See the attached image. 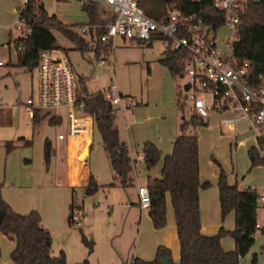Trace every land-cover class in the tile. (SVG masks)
I'll return each mask as SVG.
<instances>
[{
	"label": "rangeland",
	"instance_id": "374dc122",
	"mask_svg": "<svg viewBox=\"0 0 264 264\" xmlns=\"http://www.w3.org/2000/svg\"><path fill=\"white\" fill-rule=\"evenodd\" d=\"M41 1L49 14H55L67 26L87 24V16L79 0ZM101 10L103 16H109V8L101 5ZM17 17V9L12 12L8 3L0 0V60L3 63L0 66V106L8 105L0 109V183L10 203L5 201L22 215L37 211L41 225L51 235V255L56 256L62 251L68 264H131L133 258L150 261L156 257L158 247L167 248L171 259L175 256L178 261L176 229L171 230L169 226L170 223L174 225L170 202L166 203V225L155 229L147 211L140 208L137 193V184L145 186L147 179L143 160L138 158L143 143L153 142L161 151L159 162L149 172L152 176L164 154L171 152L172 140L179 134L182 117L188 119L193 112L192 103L183 88L185 78L172 76L168 68L159 63L167 42L156 40L150 46L146 43L133 46L118 37L112 60L99 65L91 49L82 52L61 33L53 31L57 45L66 52L75 75L83 79L88 93L93 94L116 83L122 94L123 112L119 107L114 108L115 125L119 138L138 159L135 169L138 183L134 182V186L126 189L112 186L115 174L94 126L89 154L85 161L80 162L79 168L81 173L88 169L97 184L96 190L87 194L88 178L82 187L67 186L66 149L56 139L57 132L63 128L48 125L46 119L35 123L33 130L26 125L30 118L20 103L35 91L37 77L35 70L15 66L16 53L12 41L20 35ZM74 30L80 34L79 28ZM230 36L231 31L226 26L217 30L216 41L220 50L229 52L227 42ZM8 41L11 42L10 51L3 47ZM224 116L210 113L207 124L203 125L199 119L187 130L198 137L199 179L210 184L199 190V197L207 224L218 223L213 234L220 226L227 230L234 227V212L221 219L217 189L220 169L229 183L236 182L243 189L264 191V166L251 168L247 154L252 146L258 149L254 136L247 131L246 123L240 122L234 128L221 125L219 120ZM25 131L32 144H17L8 152L4 142ZM47 141L50 142V157L45 162ZM79 147L80 142L77 141L69 150L76 153ZM258 151L262 158L264 152ZM75 161L70 156V167H75ZM71 178L76 183V170H71ZM74 211L79 215V225L71 221ZM257 222L264 224L261 207L257 208ZM80 230L93 243L91 246L83 244ZM171 233H175L173 241L169 236ZM223 240L226 249H234L232 238L224 237ZM11 250V241L0 232V264H15L10 258ZM239 264H264V235L259 230L254 233V243L239 259Z\"/></svg>",
	"mask_w": 264,
	"mask_h": 264
},
{
	"label": "trees",
	"instance_id": "16d2710c",
	"mask_svg": "<svg viewBox=\"0 0 264 264\" xmlns=\"http://www.w3.org/2000/svg\"><path fill=\"white\" fill-rule=\"evenodd\" d=\"M144 12L155 20L165 18L170 7L177 4L183 15L196 13L205 23L215 27L222 25L223 12L212 8V0H139ZM98 2L82 4V11L87 16V24L96 28L91 30L90 39L85 38L74 28L82 26H67L55 14H49L41 0H25L18 8V18L29 28V33L19 36L13 41L16 48L15 66L34 70L38 62V54L42 50L60 49L56 43L53 31H58L84 52L93 51L96 60L104 48L100 35L105 31V25L114 19L103 16ZM77 26V27H76ZM156 40H167L159 35H153L146 44L150 46ZM159 59V63L168 68L172 76H182L181 59L184 53L173 52L167 48ZM233 55L238 62L248 60L255 75H264V0H251L240 16L237 38L233 43ZM82 91L89 95L85 100V110L93 117L104 152L107 155L111 170L114 172L112 186L121 188L134 186L133 159L128 145L119 138L115 125V110L106 100L101 91L93 94L87 92L83 79L79 78ZM47 119L50 125L53 118L47 114H36L33 122ZM200 118L192 112L188 119L182 117L179 134L173 141L170 154L164 156L159 177L147 178L146 187L149 196L148 216L155 229L166 225V198L170 199L173 209L176 233L179 243V260L173 262L167 248L158 247L156 257L146 261L134 258L131 264H161L160 256L166 254L170 264H239L254 243V233L259 230L264 235V225L256 227L257 221V191L251 188H240L235 182L229 183L222 169L217 180L218 200L221 219L234 212V228L227 230L220 226L214 235L201 233L199 190L207 188L209 182H200L198 137L189 134L187 130L194 126ZM201 123L204 125L206 123ZM22 140V138H20ZM27 143V142H26ZM10 147L5 144L6 150ZM250 167L264 166V158L252 146L247 151ZM141 156L147 171L151 170L160 160L161 151L152 142L143 143ZM50 157V142H46L44 160ZM97 184L91 174L85 192L95 191ZM73 209V202L70 210ZM0 232L14 242L10 258L15 264H68L65 254L51 255L50 232L41 225L37 211L27 214L16 213L2 198L0 184ZM230 237L234 241V249L224 250L221 239ZM256 263V257H254Z\"/></svg>",
	"mask_w": 264,
	"mask_h": 264
},
{
	"label": "built area",
	"instance_id": "2783aa9c",
	"mask_svg": "<svg viewBox=\"0 0 264 264\" xmlns=\"http://www.w3.org/2000/svg\"><path fill=\"white\" fill-rule=\"evenodd\" d=\"M79 1L82 4L98 2L107 6L114 15L100 35L104 50L98 59L99 65L112 60L118 37L133 46L147 43L153 35L164 37L171 51L184 53L181 59L182 76L185 78L184 85H189L184 90L192 103L193 113L206 124L210 113L225 115L219 122L230 128L240 122L246 123L247 131L254 136L258 149L264 152V75H255L248 60L238 62L233 55L240 16L251 0H212V8L223 12V23L217 27L205 23L196 13L183 15L177 4L170 7L165 18L158 21L144 12L139 0ZM17 24L19 36L29 33L24 21L18 18ZM223 26L231 31L227 42L229 52L217 46L216 32ZM95 28L94 25L86 24L79 31L90 39L91 30ZM3 47L10 51L9 44ZM0 66H3L1 60ZM34 70L36 89L22 104L30 118L27 126L32 124L36 114H47V118H53V126L63 128L57 132L56 139L63 142L67 149L78 140L83 141L74 154L78 160L79 152L89 148L92 140L94 119L85 110V100L89 95L82 91L79 78L66 52L61 49L40 51ZM101 92L113 108L119 107L121 110L122 94L115 82ZM47 124L50 125L48 121ZM137 190L141 209L148 208L147 187L138 186ZM256 191L257 207L264 211V191ZM71 221L79 225L77 212L72 213ZM263 225L256 221L257 228Z\"/></svg>",
	"mask_w": 264,
	"mask_h": 264
},
{
	"label": "crops",
	"instance_id": "0c3cea01",
	"mask_svg": "<svg viewBox=\"0 0 264 264\" xmlns=\"http://www.w3.org/2000/svg\"><path fill=\"white\" fill-rule=\"evenodd\" d=\"M4 1H6L7 3H8V5H9V8L11 9V11L12 12H15L16 11V9H17V12H18V8L20 7V0H4ZM18 6V7H17ZM105 7H107V6H105ZM108 8V7H107ZM110 10V9H109ZM50 14H52V13H50ZM58 17V16H57ZM59 18V17H58ZM17 20H18V17H17ZM16 20V21H17ZM59 20L63 23V24H66V23H64V21H62L61 20V18H59ZM72 24H78V25H81V26H84V25H86V24H81V23H72ZM19 37V36H18ZM17 37V38H18ZM15 40V39H14ZM13 40V41H14ZM13 41H12V43H13ZM11 42L10 41H8L6 44H10ZM22 104L23 103H20V107L23 109V106H22ZM7 106L8 105H6V103H4V104H2L0 107V109H5V108H7ZM5 107V108H4ZM133 107V106H132ZM131 107V108H132ZM120 110V109H119ZM24 111V110H23ZM121 112H123V106L121 105V110H120ZM27 125V124H26ZM34 125H35V123L34 122H32V124L30 125V126H28L29 128H32V130H33V128H34ZM34 134V133H33ZM20 138H22V140L20 139ZM175 139V138H174ZM174 139L172 140V148H173V141H174ZM79 142H80V146H81V144H82V142L80 141V140H78ZM27 142V143H26ZM32 140L30 139V137H29V134H28V132H23V133H16L12 138H11V140H8V141H5L4 142V147H5V144H9L10 145V147H9V149L7 150L8 152H10L11 150H12V148H14V147H16V145L18 144V145H20V144H23V145H31L32 144ZM146 142H150V141H146ZM63 143V142H62ZM153 143V142H152ZM64 144V143H63ZM156 145V144H155ZM129 148V147H128ZM65 149H66V160H67V186L69 187V188H74L75 186H83V185H85L86 184V182H87V178H88V175H89V170L88 169H85V171L83 172V173H81V172H79V168H80V162H83V161H77L75 158H74V154L75 153H71L70 152V150L69 149H67L66 148V146H65ZM70 149H71V146H70ZM81 150H83V149H81ZM171 151H172V149H171ZM129 152H130V148H129ZM81 152H79V154H80ZM171 153V152H170ZM170 153H166V154H164V156L165 155H167V154H170ZM88 154H89V148H88ZM70 156L72 157V161H75V167H70V162H69V158H70ZM78 156V155H77ZM130 156H131V158L133 159V177H134V180H135V182H137L138 183V181H137V177H136V172H135V169H136V162L138 161V159L137 158H135V157H133V155L131 154V152H130ZM164 156H163V158H164ZM139 159H142V156H139L138 157ZM163 158H162V160H163ZM75 159V160H74ZM86 160V159H85ZM84 160V161H85ZM162 160H161V164H160V166L159 167H157V172L155 173V175H150L149 176V172H150V170L149 171H147V177L146 178H148V177H151V178H155V177H159V172H160V169H161V166H162ZM73 165V166H74ZM75 171L76 170V183L75 182H73L72 181V178H71V170L72 169ZM146 182H147V179H146ZM145 182V183H146ZM200 182L201 183H203L204 181H201L200 180ZM1 184V195H2V198L4 199V200H6L7 202H9L10 203V201H9V199H7V197H6V195L4 194V192H3V185H2V183H0ZM138 186H143V185H140V184H137ZM114 186H118V185H114ZM145 186H146V184H145ZM255 190H257L256 188H255ZM137 193H138V190H137ZM139 197V196H138ZM167 201L168 202H170V199H169V197L167 196V198H166V203H167ZM219 201V200H218ZM139 204V203H138ZM139 206H140V204H139ZM170 206H171V203H170ZM199 206H200V221H201V233L203 234V235H207V236H210L211 234H213L214 233V231H215V229H213V228H217V226H218V223H214L213 222V224H212V226H209L208 224H207V221H206V219H205V217H204V213H203V209H202V204H201V199H200V197H199ZM141 208V207H140ZM171 208H172V206H171ZM219 208H220V205H219ZM173 210V209H172ZM144 211H147V213H148V210H147V208L146 209H144ZM173 216H174V214H173ZM170 223V222H169ZM173 227H172V226ZM169 226L171 227V230H175L176 229V227H175V221H174V225L173 224H169ZM214 226V227H213ZM234 228V227H233ZM230 230H232V229H230ZM214 235V234H213ZM5 236V235H4ZM170 238H171V240L173 241V240H175V233H171L170 235ZM7 239H9L7 236H5ZM10 240V239H9ZM11 241V244H12V249L14 248V242H13V240H10ZM223 238L221 239V246H222V248L224 249V250H226V251H228V249H230V248H228V249H226L225 247H224V245H223ZM166 242H168V241H166ZM178 245H179V243H178ZM167 246V245H166ZM12 251V250H11ZM134 259V258H133ZM133 259H132V261H133ZM178 260H179V257H178ZM172 261L173 262H175V263H177L178 261H177V259H176V257L175 256H173L172 257ZM132 263V262H131ZM4 264H6V263H4Z\"/></svg>",
	"mask_w": 264,
	"mask_h": 264
},
{
	"label": "water",
	"instance_id": "95a60500",
	"mask_svg": "<svg viewBox=\"0 0 264 264\" xmlns=\"http://www.w3.org/2000/svg\"><path fill=\"white\" fill-rule=\"evenodd\" d=\"M188 87H189V85L186 84V85H184L183 88L186 90V89H188ZM87 154H88V147L84 148V150L79 155V159L81 161H84L87 158ZM80 233H81V240H82L83 244L86 246H91L93 243L86 239V237L82 234L81 230H80ZM160 263L161 264H170L169 257L166 254L161 255L160 256Z\"/></svg>",
	"mask_w": 264,
	"mask_h": 264
},
{
	"label": "bare ground",
	"instance_id": "6f19581e",
	"mask_svg": "<svg viewBox=\"0 0 264 264\" xmlns=\"http://www.w3.org/2000/svg\"><path fill=\"white\" fill-rule=\"evenodd\" d=\"M82 143H83V141L82 140H80Z\"/></svg>",
	"mask_w": 264,
	"mask_h": 264
}]
</instances>
